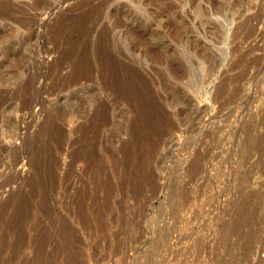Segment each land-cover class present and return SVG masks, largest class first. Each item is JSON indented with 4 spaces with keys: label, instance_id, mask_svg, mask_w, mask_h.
Here are the masks:
<instances>
[{
    "label": "rangeland",
    "instance_id": "374dc122",
    "mask_svg": "<svg viewBox=\"0 0 264 264\" xmlns=\"http://www.w3.org/2000/svg\"><path fill=\"white\" fill-rule=\"evenodd\" d=\"M0 264H264V0H0Z\"/></svg>",
    "mask_w": 264,
    "mask_h": 264
}]
</instances>
